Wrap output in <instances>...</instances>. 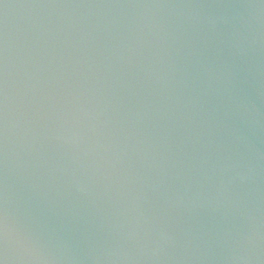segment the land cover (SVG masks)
Masks as SVG:
<instances>
[{
    "label": "water",
    "instance_id": "water-1",
    "mask_svg": "<svg viewBox=\"0 0 264 264\" xmlns=\"http://www.w3.org/2000/svg\"><path fill=\"white\" fill-rule=\"evenodd\" d=\"M0 264H264V0H0Z\"/></svg>",
    "mask_w": 264,
    "mask_h": 264
}]
</instances>
